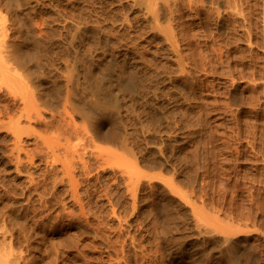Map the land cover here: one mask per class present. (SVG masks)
<instances>
[{"label":"rangeland","instance_id":"1","mask_svg":"<svg viewBox=\"0 0 264 264\" xmlns=\"http://www.w3.org/2000/svg\"><path fill=\"white\" fill-rule=\"evenodd\" d=\"M139 1L0 0V264H264V0Z\"/></svg>","mask_w":264,"mask_h":264},{"label":"bare ground","instance_id":"2","mask_svg":"<svg viewBox=\"0 0 264 264\" xmlns=\"http://www.w3.org/2000/svg\"><path fill=\"white\" fill-rule=\"evenodd\" d=\"M139 2L140 3H147L149 6L151 5V9L153 11H152V13L151 12L150 13L153 14V16L154 15L157 16L156 14L162 10H167V11H168V9L170 10V8H169L170 2H168V0H140ZM149 10H150V8H149ZM159 15H158V17H159ZM156 18L157 17H155V19ZM155 19L153 17V20H155ZM17 52L20 55L24 54L23 51H17L16 49H11V50H9V54L8 53L6 54V58L4 55V59L8 60V62H10V63H11V61L13 62V61L17 60ZM24 56L25 57H31L32 53L31 54H24ZM114 64H115V62L111 63L109 70L103 76L96 77L93 82L89 83L91 86V89H92L93 97L91 96L84 103H81L78 107L80 110V113H82V115H84V118L86 117V119L89 118L91 121H94V120H96V118H99L100 116L101 117L105 116L109 113L119 114V112H120L119 96L117 95V93L115 92V90L113 89V87L110 83V77L112 75L111 71L113 68L112 65H114ZM123 71H124L123 73L124 74L126 73L127 75L125 74V76H121V78L119 80V86H120L121 91H123V92L136 91V89H138V86L140 85L139 84V82L141 81L140 78L136 75V73L134 71H130V69L126 70L124 68ZM89 119H87V120H89ZM239 231L240 230L235 231V232H237V234H239L238 233ZM230 232L232 234L234 233V232H232V230ZM230 234H229V236H226V238L223 239L224 242H221L220 244H216L214 246L215 250H217V252H216L217 257H215V259H213V262L215 264H243V263H241V261L239 259L242 260V258H244V256H242V258H238V253H240V252L237 251L238 245H239L238 241L236 240L237 238L235 239L234 237L230 236ZM239 238H241V237H239ZM246 238H248V236ZM222 243H225V245L222 246ZM212 253H214V252H212ZM240 255H242V254H240ZM183 256L187 258L186 253H183ZM251 258H253V257H251ZM206 259H208V261H211V256L210 255L207 256ZM253 259H255V258H253ZM249 260L250 259H247V261H249ZM247 261L245 260L244 263ZM252 262L253 261H251V263L248 262L247 264H255L254 262L253 263ZM255 262L257 263L258 261H255Z\"/></svg>","mask_w":264,"mask_h":264}]
</instances>
